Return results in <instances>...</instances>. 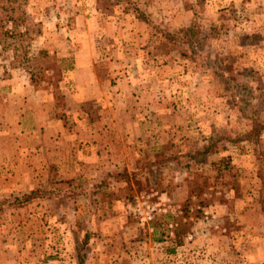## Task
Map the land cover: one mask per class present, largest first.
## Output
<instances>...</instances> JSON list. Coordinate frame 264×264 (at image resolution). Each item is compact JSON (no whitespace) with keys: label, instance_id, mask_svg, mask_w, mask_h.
Masks as SVG:
<instances>
[{"label":"rangeland","instance_id":"374dc122","mask_svg":"<svg viewBox=\"0 0 264 264\" xmlns=\"http://www.w3.org/2000/svg\"><path fill=\"white\" fill-rule=\"evenodd\" d=\"M12 1L0 200L50 196L0 207V264H264V133L230 139L264 119V0H133L153 23L118 0ZM189 27L194 48L163 32ZM88 50L78 75L103 94L76 103L66 66Z\"/></svg>","mask_w":264,"mask_h":264},{"label":"trees","instance_id":"16d2710c","mask_svg":"<svg viewBox=\"0 0 264 264\" xmlns=\"http://www.w3.org/2000/svg\"><path fill=\"white\" fill-rule=\"evenodd\" d=\"M118 1L125 2L126 8L133 9L140 16H142L147 22H150V23L154 22V19L152 18V16L147 11H145L137 2H135L133 0H118ZM12 2L14 3L17 1L13 0ZM19 8H20V4L18 3L17 5L10 7V10L16 11ZM6 10H7V8H6ZM18 20H20V22H22L23 24H27V20L24 17V14L19 15V17H16L15 15H13L9 12V14L6 15V18L4 19L1 26L5 27L4 22L11 21L13 23V26L15 27ZM16 27H17V25H16ZM163 32L166 35L167 39L177 38L176 40H180L182 42L189 43V44H191L192 48H194V45L196 42L193 39L195 32L193 31V29L191 27H189L187 29L180 30L179 32H172L170 30H166ZM20 34L28 35L29 34V28L27 26H25V30L20 31ZM211 56H212L211 54L206 55V58L210 64V66L212 68L213 67L216 68V70H218V71H221V68L214 64L215 62L212 60L213 57H211ZM216 59H219V58L216 57ZM59 67H60V65H59ZM72 67H73V65H69V67L66 66V69L67 68L71 69ZM62 69H64L63 66H62ZM245 114L250 121L249 130L246 132L245 135L239 136L237 138L231 137L230 139L233 142H236V141L258 142L260 136L264 133V119L261 118V115L259 114L258 110H254V112H251V113H246V111H245ZM222 139H223V137L212 138L210 140V142H208L205 145L204 150L197 151L196 155L200 156V155H205L208 152H211L212 151L211 149L214 147V145L217 142L221 141ZM259 157L262 159V161H264V152H260ZM261 176L264 178V169H262ZM106 177H114V180L116 182H123L124 181V182H126V184H130V174L128 172H125V171L124 172H121V171L111 172V173L107 174ZM105 180H106V178L102 181L103 185L106 183ZM100 185L101 184L96 183L97 187H99ZM81 193L88 194L87 191H81ZM46 196H50V192H46L45 190L37 188V189H33L30 192L19 195V196H14L11 198L0 200V207L4 204H15V203L23 204V203L32 201L34 199L43 198Z\"/></svg>","mask_w":264,"mask_h":264},{"label":"crops","instance_id":"0c3cea01","mask_svg":"<svg viewBox=\"0 0 264 264\" xmlns=\"http://www.w3.org/2000/svg\"><path fill=\"white\" fill-rule=\"evenodd\" d=\"M89 47V45H88ZM90 49V48H89ZM86 54H88V58L86 62L84 61L82 63V59L84 54H76V60L74 62L73 68L70 70L69 74L70 76L74 79L75 82V86L76 88H72V90L74 92H72L71 96L74 99V102H83L84 100H89V99H93V98H98L99 96H101L103 93L99 88L101 87L102 89V85L101 83L98 81V79L96 78V75L94 76V79L92 78V75L90 73L89 77L87 79H80L81 76L78 75V69L80 66L85 67V70L87 71H91V68L94 67L93 61L91 60L90 57V52L89 50L86 51ZM85 78V77H83ZM82 80V81H81ZM100 84V85H99ZM41 112V110H40ZM39 112V113H40Z\"/></svg>","mask_w":264,"mask_h":264}]
</instances>
